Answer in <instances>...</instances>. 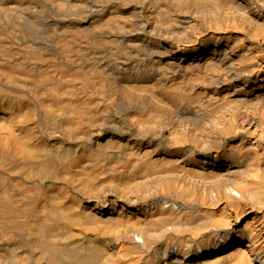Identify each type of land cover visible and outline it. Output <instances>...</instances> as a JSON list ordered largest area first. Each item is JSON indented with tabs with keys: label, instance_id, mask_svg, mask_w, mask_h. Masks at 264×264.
Instances as JSON below:
<instances>
[{
	"label": "bare ground",
	"instance_id": "bare-ground-1",
	"mask_svg": "<svg viewBox=\"0 0 264 264\" xmlns=\"http://www.w3.org/2000/svg\"><path fill=\"white\" fill-rule=\"evenodd\" d=\"M0 264H264V0H0Z\"/></svg>",
	"mask_w": 264,
	"mask_h": 264
},
{
	"label": "rangeland",
	"instance_id": "rangeland-1",
	"mask_svg": "<svg viewBox=\"0 0 264 264\" xmlns=\"http://www.w3.org/2000/svg\"><path fill=\"white\" fill-rule=\"evenodd\" d=\"M76 35H78V34H76ZM82 35L83 34H81V36ZM36 37L41 42H45V44L47 45L48 48H50V49H57L58 51H61L62 50L63 55L67 59H70L71 60V58L75 56V58H74V68H78L77 67V64L78 63L76 64V61H79V62L81 61V60H78V59H81V57H82L81 55L85 51H87L86 48H88V50H90L92 48L102 49V48H104L103 46L105 45L104 43H101V42H94V41L91 42L90 41L88 43V47H86V44H82L81 43L82 42L81 39H83V36L81 38L80 35H78L77 38H75V39H67V40H63V41L60 40L61 37L58 38V37H55L53 34H44L43 32L38 33L36 35ZM78 38H79V40H77ZM79 41H81V42H79ZM78 48H79V50H77ZM75 50H77V52H78L77 54L74 53ZM127 50L128 49L122 48V46H121V49L118 51V54L116 55L115 60H111V62H113V64H115L116 66H118V65L121 66V65L125 64V62L127 63V62H130V61H133V59H134V57L132 56L133 54L127 52ZM148 56H149V54L147 52L142 51V53H141V55L139 57H140V59L148 62L149 59H150V57H148ZM45 182L46 183H50V180L49 179L48 180L46 179Z\"/></svg>",
	"mask_w": 264,
	"mask_h": 264
}]
</instances>
